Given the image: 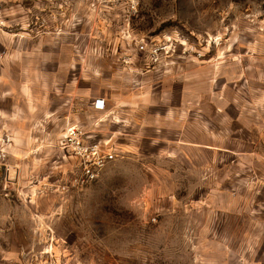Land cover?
<instances>
[{
  "label": "rangeland",
  "instance_id": "rangeland-1",
  "mask_svg": "<svg viewBox=\"0 0 264 264\" xmlns=\"http://www.w3.org/2000/svg\"><path fill=\"white\" fill-rule=\"evenodd\" d=\"M0 264H264V0H0Z\"/></svg>",
  "mask_w": 264,
  "mask_h": 264
},
{
  "label": "built area",
  "instance_id": "built-area-1",
  "mask_svg": "<svg viewBox=\"0 0 264 264\" xmlns=\"http://www.w3.org/2000/svg\"><path fill=\"white\" fill-rule=\"evenodd\" d=\"M104 101L97 100L95 102V109L96 110H103L104 109ZM69 142L74 145L79 152V155L84 161L83 165V184L95 180L99 177L101 170L105 167L106 163L112 161L114 159L113 154H99L97 148L93 147L89 151L84 149V145L82 142V133L76 128H72L68 134ZM93 150V151H92ZM91 152H95V156L91 154Z\"/></svg>",
  "mask_w": 264,
  "mask_h": 264
}]
</instances>
